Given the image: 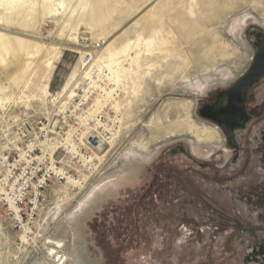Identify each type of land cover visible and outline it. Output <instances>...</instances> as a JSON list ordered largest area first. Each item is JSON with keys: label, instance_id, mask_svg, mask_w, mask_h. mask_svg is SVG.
Segmentation results:
<instances>
[{"label": "rangeland", "instance_id": "obj_1", "mask_svg": "<svg viewBox=\"0 0 264 264\" xmlns=\"http://www.w3.org/2000/svg\"><path fill=\"white\" fill-rule=\"evenodd\" d=\"M65 2L58 19L73 14L63 32L44 16L31 28L4 30L61 52L48 96L37 78L24 88L0 66L4 94L29 97L7 112L14 123L57 116L74 90L64 93V85L74 72L81 83L84 54L101 43L94 58L119 92L112 109L119 133L96 155L99 175L82 189L49 187L33 224L19 229L0 205V264H245L251 246L264 243V220L231 197L235 184L253 178L199 111L249 70V32L264 30V0ZM140 37L152 44L131 51L142 52L133 74L116 78L112 54ZM122 53L113 59H127Z\"/></svg>", "mask_w": 264, "mask_h": 264}, {"label": "built area", "instance_id": "obj_2", "mask_svg": "<svg viewBox=\"0 0 264 264\" xmlns=\"http://www.w3.org/2000/svg\"><path fill=\"white\" fill-rule=\"evenodd\" d=\"M92 53L83 57L89 76L51 120L25 115L14 123L0 111V205L19 229L34 223L49 187L82 189L94 180L97 153L118 136L111 114L118 92L105 78L109 72L100 76Z\"/></svg>", "mask_w": 264, "mask_h": 264}, {"label": "flooded vegetation", "instance_id": "obj_3", "mask_svg": "<svg viewBox=\"0 0 264 264\" xmlns=\"http://www.w3.org/2000/svg\"><path fill=\"white\" fill-rule=\"evenodd\" d=\"M249 34L253 39L249 70L233 86L218 92L213 101L204 103L199 113L219 127L233 153L232 162L241 164L238 170L253 178L235 184L231 198L264 220V30L255 28ZM251 248L245 264H264V243Z\"/></svg>", "mask_w": 264, "mask_h": 264}, {"label": "bare ground", "instance_id": "obj_4", "mask_svg": "<svg viewBox=\"0 0 264 264\" xmlns=\"http://www.w3.org/2000/svg\"><path fill=\"white\" fill-rule=\"evenodd\" d=\"M65 1L66 0H0V66L5 70L7 69L8 71L9 69L14 70L15 82L20 86L22 85V87L24 88H29L32 85L33 78H37L34 85L36 86V89L39 90L42 96H48L50 94L48 89L51 73L55 68L54 62L60 57V50L57 48L44 50L43 45L31 44L18 38H11L4 32V30L12 31V27L14 26L31 28L37 23L38 17L44 16L45 18H54L58 25L64 24V26L62 27L63 32L70 22L71 16L73 14L70 13V17H68L69 15H67V18L61 17L60 19H58L57 13L59 7H63L66 3ZM146 40L148 41L149 39ZM144 41L145 39L143 40L141 37L140 40L135 43L130 40L126 45L124 53H122L121 50H118L116 53L112 54L113 62L110 64V68H113V75H115V77L118 74L120 75V73L123 74V72H127L130 76L133 74L134 66L138 63L140 54L142 52L138 51L139 53H136V57L130 56L129 53L131 51H134L136 48H139L141 43L143 44ZM151 42H149V45L152 44ZM146 43L148 42L145 41V45H148ZM100 49L94 48L92 54L96 56V52H99L98 50ZM121 53L125 54L127 59H123V57L121 56L120 59L122 61H115L113 57L119 56ZM93 60H95V66H97L100 76H102V74L105 75L106 72H109V74L105 78L108 80L109 85L111 84L115 87V90L112 89L113 92H118L116 89V85L114 84V80L111 79V74L108 68L103 64L98 63L96 61L97 59L94 58ZM39 62L41 63V66L38 65ZM124 62L128 63V68L124 66ZM84 67L85 65H83L81 69L82 81L78 86V75L75 72L72 73L66 85H64V93L69 92L70 88L74 87V90H70L71 92H69V95L66 97V99L68 98V100H70L71 98H73L76 94V91L78 90V87L80 85H83L86 77L89 76L87 70H84ZM103 70H106V72ZM94 85L97 86V83L94 82ZM4 93L5 92H3V89L0 88V111L3 110L7 112V106H9L10 104H16L17 101L21 100L23 101V98L25 97L29 98L25 94V91H22L19 97L5 95ZM118 98L119 92L117 93L116 101L118 100ZM66 104L67 102H64L62 104V108L65 107ZM119 105H114L112 109H118ZM111 114H113V112ZM187 127L188 126H185L183 124H177L175 128L185 129ZM58 246L62 247L60 244Z\"/></svg>", "mask_w": 264, "mask_h": 264}, {"label": "crops", "instance_id": "obj_5", "mask_svg": "<svg viewBox=\"0 0 264 264\" xmlns=\"http://www.w3.org/2000/svg\"><path fill=\"white\" fill-rule=\"evenodd\" d=\"M84 206V205H83Z\"/></svg>", "mask_w": 264, "mask_h": 264}]
</instances>
